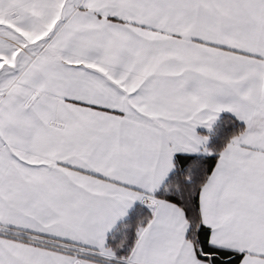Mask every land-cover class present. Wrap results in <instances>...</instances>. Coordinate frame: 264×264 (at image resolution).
<instances>
[{"label": "snow or ice", "instance_id": "6c2138e0", "mask_svg": "<svg viewBox=\"0 0 264 264\" xmlns=\"http://www.w3.org/2000/svg\"><path fill=\"white\" fill-rule=\"evenodd\" d=\"M0 264H264V0H0Z\"/></svg>", "mask_w": 264, "mask_h": 264}]
</instances>
